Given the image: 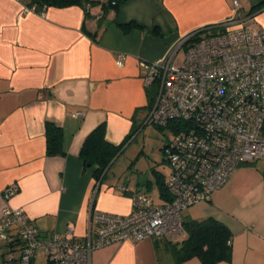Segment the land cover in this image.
<instances>
[{"label":"crops","instance_id":"obj_1","mask_svg":"<svg viewBox=\"0 0 264 264\" xmlns=\"http://www.w3.org/2000/svg\"><path fill=\"white\" fill-rule=\"evenodd\" d=\"M92 1L89 12L48 8L43 17L25 12L30 0H0V215L7 206L24 212L44 239L69 230L83 239L92 213L133 212V195L142 189L118 188L107 177L98 185L96 168L84 165L80 151L102 124L108 142L119 146L147 122L154 94L143 64L162 60L196 31L231 19L264 21V0H239V9L234 0H125L118 9L110 5L118 0ZM130 23L140 28L125 31ZM78 112L84 116L74 117ZM48 123L62 130L65 155H48ZM12 187L18 191L6 199ZM220 190L209 202L214 198L225 217L230 211ZM232 217L235 225L216 216L233 233L232 261L219 264H264L263 226ZM91 264L175 260L168 240L148 239L94 251Z\"/></svg>","mask_w":264,"mask_h":264},{"label":"built area","instance_id":"obj_2","mask_svg":"<svg viewBox=\"0 0 264 264\" xmlns=\"http://www.w3.org/2000/svg\"><path fill=\"white\" fill-rule=\"evenodd\" d=\"M234 5L241 7L239 0ZM25 12L44 17L46 11L29 7ZM238 22L194 32L162 60L143 64L146 87L156 88L146 124H172L178 130L166 148L169 200L157 205L149 194L135 192L130 215L92 213L83 239L71 230L44 239L24 212L7 206L0 215V264H91L94 251L111 245L177 241L190 206L209 201L240 165L263 159L264 30L245 29ZM182 47L184 60L177 65ZM126 61L121 55L118 65ZM17 191L10 188L6 199ZM39 252L45 263L36 262Z\"/></svg>","mask_w":264,"mask_h":264},{"label":"rangeland","instance_id":"obj_3","mask_svg":"<svg viewBox=\"0 0 264 264\" xmlns=\"http://www.w3.org/2000/svg\"><path fill=\"white\" fill-rule=\"evenodd\" d=\"M239 25L254 31L264 30V21L256 18H247ZM184 56L185 47H182L177 57V65L182 64ZM151 91L155 93L156 88L151 87ZM136 129L134 137L112 165L107 179L112 180L118 188L127 187L129 191L145 189L157 205H162L164 201L161 199L158 175L154 172L169 179L170 167L165 162L164 148L173 140L174 132L169 128L160 129L146 122L138 125ZM263 171L264 157L253 165L242 166L235 171L229 183L220 190L227 201L226 208L230 211L225 217H222L223 211L218 210L213 198L212 202L201 201L190 206L183 213L184 220H202L217 216L235 225L233 221L237 220L232 217L234 215L237 219L255 224L257 228H264ZM148 183H151V190L145 185ZM36 262H46L42 252L37 254Z\"/></svg>","mask_w":264,"mask_h":264},{"label":"trees","instance_id":"obj_4","mask_svg":"<svg viewBox=\"0 0 264 264\" xmlns=\"http://www.w3.org/2000/svg\"><path fill=\"white\" fill-rule=\"evenodd\" d=\"M95 3L96 1L92 0H30L29 6L36 7L38 12H41L42 10L46 11L48 8L64 9L74 6L83 7L84 10L87 11V9ZM124 3L125 0H118L117 2L110 3V5L118 9ZM107 6V4H104V9H106ZM122 28L125 31H130L135 28H140V26L136 23H130L122 26ZM202 31L203 30H199L196 32L199 33ZM152 104L153 98H150V108ZM167 128L171 129L174 132V135L178 133L175 125L171 124ZM136 130L137 129H134L132 133H130V135L126 137L124 143L119 146L111 144L106 139L105 124L98 126L87 137L81 148L80 158L82 159L86 167L90 165L91 167L96 168L94 178L98 185H101L106 179L112 165L114 164L118 156L122 154L126 146L130 143V141L134 137ZM169 143L170 142L165 145V155L166 148ZM47 153L50 156H55L58 154L65 155L62 130L49 123L47 125ZM165 162L168 163L167 158H165ZM253 164L254 162L245 163L240 165V167ZM154 173L155 175H158L157 179L162 198L169 200V194L166 187V179L161 174L157 172ZM209 201H211V199ZM232 241L233 233L230 228L217 218L208 217L202 220H184L183 236L177 241H168V243L170 244L175 264H182L194 258L199 259L202 264H219L222 262L232 261Z\"/></svg>","mask_w":264,"mask_h":264},{"label":"water","instance_id":"obj_5","mask_svg":"<svg viewBox=\"0 0 264 264\" xmlns=\"http://www.w3.org/2000/svg\"><path fill=\"white\" fill-rule=\"evenodd\" d=\"M89 167H91V166L89 165Z\"/></svg>","mask_w":264,"mask_h":264}]
</instances>
